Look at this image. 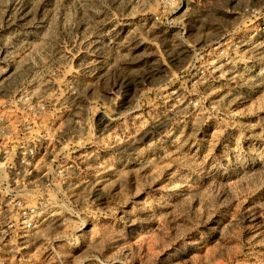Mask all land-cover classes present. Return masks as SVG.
Here are the masks:
<instances>
[{
	"label": "rangeland",
	"instance_id": "rangeland-1",
	"mask_svg": "<svg viewBox=\"0 0 264 264\" xmlns=\"http://www.w3.org/2000/svg\"><path fill=\"white\" fill-rule=\"evenodd\" d=\"M0 264H264V0H0Z\"/></svg>",
	"mask_w": 264,
	"mask_h": 264
}]
</instances>
